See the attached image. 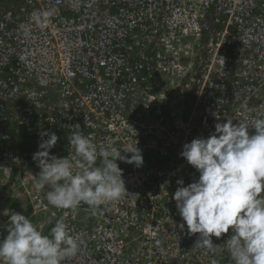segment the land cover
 Listing matches in <instances>:
<instances>
[{
    "label": "built area",
    "instance_id": "2783aa9c",
    "mask_svg": "<svg viewBox=\"0 0 264 264\" xmlns=\"http://www.w3.org/2000/svg\"><path fill=\"white\" fill-rule=\"evenodd\" d=\"M44 10L42 28L32 16ZM214 112L264 116V0H0V223L15 210L49 234L68 211L85 244L64 264H233L227 234L215 254L192 249L198 234L176 227L171 198L177 179L198 175L181 146L213 130ZM45 130L58 156L74 152L75 131L97 146L137 140L144 164L118 161L119 201L56 209L17 144L37 151Z\"/></svg>",
    "mask_w": 264,
    "mask_h": 264
},
{
    "label": "clouds",
    "instance_id": "9594fccd",
    "mask_svg": "<svg viewBox=\"0 0 264 264\" xmlns=\"http://www.w3.org/2000/svg\"><path fill=\"white\" fill-rule=\"evenodd\" d=\"M53 14L37 11L32 19L43 28ZM212 115L213 130L185 141L178 153L198 175L187 184L183 178L176 181L171 197L180 216L176 227L189 237L198 234L193 250L215 254L220 244L213 237L227 234L223 244L233 264H264V116L249 121ZM39 135L32 154L39 169L33 187L48 189L45 199L56 209L74 211L85 204L96 211L119 201L128 192L118 161L136 168L144 164L136 139L119 148L97 146L75 131L67 138L74 152L58 156L51 150L60 137L48 130ZM68 214L64 211L44 234L23 212L3 211L7 220L0 223V264H64L77 256L85 241L73 235L65 222Z\"/></svg>",
    "mask_w": 264,
    "mask_h": 264
},
{
    "label": "trees",
    "instance_id": "16d2710c",
    "mask_svg": "<svg viewBox=\"0 0 264 264\" xmlns=\"http://www.w3.org/2000/svg\"><path fill=\"white\" fill-rule=\"evenodd\" d=\"M17 144L21 149L27 150L29 152L30 157L32 158V154L36 151L35 145L33 143L29 144L24 139H20ZM32 167L35 168L36 165L34 164Z\"/></svg>",
    "mask_w": 264,
    "mask_h": 264
}]
</instances>
